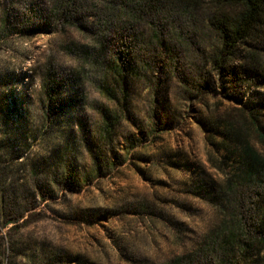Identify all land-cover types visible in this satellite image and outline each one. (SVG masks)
Masks as SVG:
<instances>
[{"label": "rangeland", "instance_id": "374dc122", "mask_svg": "<svg viewBox=\"0 0 264 264\" xmlns=\"http://www.w3.org/2000/svg\"><path fill=\"white\" fill-rule=\"evenodd\" d=\"M46 3L0 0V17L28 18L0 37V169L37 195L2 232L13 263L264 264V181L237 214L223 194L242 171L233 129L264 161V70L215 71L203 12L194 27H45Z\"/></svg>", "mask_w": 264, "mask_h": 264}, {"label": "trees", "instance_id": "16d2710c", "mask_svg": "<svg viewBox=\"0 0 264 264\" xmlns=\"http://www.w3.org/2000/svg\"><path fill=\"white\" fill-rule=\"evenodd\" d=\"M47 1V3H46ZM32 6L46 3L48 15L44 20L45 27L53 25L67 27L73 25L82 28L81 16L96 18L99 27L108 28L116 22L123 21L131 26L142 23L154 24L156 18L176 23L179 20L196 25L198 14L203 12L205 21L217 38V47L212 51L211 64L215 71L227 73L228 77L240 80H257L263 73L264 51V0H31ZM28 19L20 18L9 11L0 17V37L7 32L21 33L25 30ZM233 65V67H232ZM253 125L254 122H253ZM234 131V137L244 145L241 158L242 171L230 178L224 187L227 209L234 204L237 214L241 190L246 186H259L264 181V161L250 147L246 134L240 129ZM257 134L264 139V136ZM27 173L33 180L32 170ZM3 169H0V264H14L15 252L19 251L15 242L3 235L8 226L11 232L21 221L25 213L35 208L37 195L28 191H11L15 181L6 182ZM68 183V182H66ZM10 187V188H9ZM19 191V192H18ZM26 208H25V207ZM23 207V209H22ZM25 209V211H24ZM14 211H19L14 217ZM264 230V216L259 225ZM248 244L241 246V254L245 255Z\"/></svg>", "mask_w": 264, "mask_h": 264}]
</instances>
